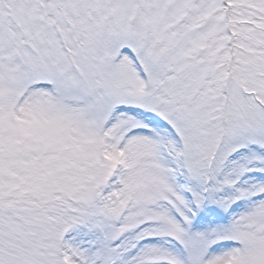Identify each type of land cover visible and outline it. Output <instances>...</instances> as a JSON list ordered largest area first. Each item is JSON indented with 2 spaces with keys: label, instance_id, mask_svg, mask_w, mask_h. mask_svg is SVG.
<instances>
[{
  "label": "snow or ice",
  "instance_id": "snow-or-ice-1",
  "mask_svg": "<svg viewBox=\"0 0 264 264\" xmlns=\"http://www.w3.org/2000/svg\"><path fill=\"white\" fill-rule=\"evenodd\" d=\"M0 264H264V0H0Z\"/></svg>",
  "mask_w": 264,
  "mask_h": 264
}]
</instances>
